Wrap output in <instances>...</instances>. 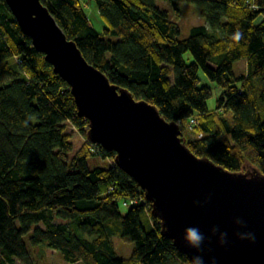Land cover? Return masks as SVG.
Returning <instances> with one entry per match:
<instances>
[{
	"label": "trees",
	"instance_id": "trees-1",
	"mask_svg": "<svg viewBox=\"0 0 264 264\" xmlns=\"http://www.w3.org/2000/svg\"><path fill=\"white\" fill-rule=\"evenodd\" d=\"M40 1L111 82L154 104L165 120L180 119L183 140L196 155L264 174V0H252L259 8L246 0H185L200 7L205 24L190 26L183 38L178 0H167L173 17L154 0H93L101 31L79 0ZM241 59L246 67L235 71ZM207 81L221 88L212 110ZM190 115L199 124L186 130ZM68 123L85 135L87 120L77 115L69 85L0 0V264H33L24 235L59 250L70 264H192L161 233L135 180L113 162L87 167V155L112 159L113 150L88 141L93 150L85 144L68 156ZM138 194L143 203L121 213L118 200ZM39 222L44 226L29 231ZM112 233L133 242L129 257L116 255Z\"/></svg>",
	"mask_w": 264,
	"mask_h": 264
},
{
	"label": "water",
	"instance_id": "water-1",
	"mask_svg": "<svg viewBox=\"0 0 264 264\" xmlns=\"http://www.w3.org/2000/svg\"><path fill=\"white\" fill-rule=\"evenodd\" d=\"M4 1L21 32L69 85L77 115L87 120V140L114 151L113 163L143 191L161 233L191 262L200 255L204 264L213 257L216 264H264V174L255 166L229 170L196 155L176 121L111 82L40 0ZM189 227L206 237L202 251L183 239ZM219 232L227 233L224 245L218 243ZM237 233H253L255 240Z\"/></svg>",
	"mask_w": 264,
	"mask_h": 264
},
{
	"label": "rangeland",
	"instance_id": "rangeland-1",
	"mask_svg": "<svg viewBox=\"0 0 264 264\" xmlns=\"http://www.w3.org/2000/svg\"><path fill=\"white\" fill-rule=\"evenodd\" d=\"M82 6L84 7V10L87 14L89 23L98 31H101L104 27L103 20L101 16L99 15L97 8L94 4L93 0H79ZM179 3V9L181 11V15L178 18L179 23V37L183 38L188 35L189 28L191 25L194 24H201L204 22V18L200 14V7L191 2V1H185V0H178ZM160 7H165L169 17H173V9L170 6V4L164 5L159 4ZM183 58L186 61L192 60V55L189 52H185L183 54ZM241 62L239 60L234 63V69L235 71L243 70L241 68ZM208 82V81H207ZM211 85V94L206 100V107L209 110H212L216 106V100L220 96L221 88L214 83L208 82ZM69 130L72 131L71 135V141H72V149L68 152V156H71L74 152H76L82 145H88L92 150L93 147L91 143H89L85 135L80 132L72 123H68ZM192 136V135H189ZM219 140H221L219 138ZM85 162L87 167L92 168L95 166H107L108 164H111L113 160L110 157H102L99 154H91L87 155L85 158ZM118 209L121 213H125L128 206L123 204L122 199H119L118 202ZM62 218L56 217L55 221H61ZM142 224L145 228L148 227L147 221L142 220ZM44 226L42 222L36 223L31 226L30 230L34 226ZM110 240L112 241L114 251L118 257L121 258H127L131 255V252L133 250L134 244L133 242L129 241H123L121 240L117 235L114 233L110 234ZM24 243L27 249V260L30 263L33 264H70L67 261H65L59 250L49 247L44 241L39 242L37 244H32L26 235L23 236ZM15 264H22L18 259L14 260ZM74 264H81V263H74Z\"/></svg>",
	"mask_w": 264,
	"mask_h": 264
},
{
	"label": "clouds",
	"instance_id": "clouds-1",
	"mask_svg": "<svg viewBox=\"0 0 264 264\" xmlns=\"http://www.w3.org/2000/svg\"><path fill=\"white\" fill-rule=\"evenodd\" d=\"M237 223H241V221L237 220ZM213 235L218 232L216 227L211 229ZM240 239H250L252 241L255 240V235L253 233H237L236 234ZM183 239L187 242V244L196 249L197 251H202V244L205 241L206 237L201 231L196 227H189L185 230V235ZM210 239V237H209ZM218 243L220 245H224L227 243V233L219 232ZM192 264H204L203 256L197 255L192 257ZM209 264H216L215 258H211Z\"/></svg>",
	"mask_w": 264,
	"mask_h": 264
},
{
	"label": "built area",
	"instance_id": "built-area-1",
	"mask_svg": "<svg viewBox=\"0 0 264 264\" xmlns=\"http://www.w3.org/2000/svg\"><path fill=\"white\" fill-rule=\"evenodd\" d=\"M246 4L248 7H251V8H255V7L259 8V5L255 4L252 0H246ZM260 18L264 21V9L261 11ZM15 58L18 59V56H16ZM176 122L180 124L181 120L177 119ZM198 124H199V119L195 115L188 116L186 121H184V126L186 130H191L194 126H197ZM201 135H202V132L200 131L197 132V137H200ZM143 201H144L143 197L138 194L134 198L124 199L123 204L126 206H130V205L137 204V203H143Z\"/></svg>",
	"mask_w": 264,
	"mask_h": 264
},
{
	"label": "crops",
	"instance_id": "crops-1",
	"mask_svg": "<svg viewBox=\"0 0 264 264\" xmlns=\"http://www.w3.org/2000/svg\"><path fill=\"white\" fill-rule=\"evenodd\" d=\"M154 2H155V4L157 5V6H159L160 7V5L159 4H164V5H167L168 6V1L167 0H154ZM160 8H162V9H164V10H166V8L165 7H160ZM167 11V10H166ZM168 13V12H167ZM180 17V16H179ZM88 18V17H87ZM202 24V23H201ZM203 24H205V20H204V22H203ZM194 25H196V24H194ZM192 26V25H191ZM239 62H241V67H243V68H245L246 67V61H245V59H241Z\"/></svg>",
	"mask_w": 264,
	"mask_h": 264
}]
</instances>
